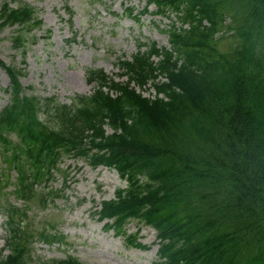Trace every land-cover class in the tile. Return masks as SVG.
<instances>
[{"label":"trees","instance_id":"1","mask_svg":"<svg viewBox=\"0 0 264 264\" xmlns=\"http://www.w3.org/2000/svg\"><path fill=\"white\" fill-rule=\"evenodd\" d=\"M149 5L173 14L164 28L169 46L144 41L131 58L118 57L116 74L126 80L87 68L93 90L68 101L35 92L21 81L23 68L0 58L8 76L0 144L16 169L14 192L32 200L64 154L85 157L126 182L100 201L97 219L117 235L130 219L152 226V264H264V0H146L122 15L140 20ZM12 26L11 46L25 57L43 20L24 0H3L0 31ZM149 82L153 95L135 87ZM7 176L0 172V191ZM0 208V264H31L35 230L13 204ZM134 238L127 235L144 247ZM42 264L82 263L68 255Z\"/></svg>","mask_w":264,"mask_h":264},{"label":"rangeland","instance_id":"2","mask_svg":"<svg viewBox=\"0 0 264 264\" xmlns=\"http://www.w3.org/2000/svg\"><path fill=\"white\" fill-rule=\"evenodd\" d=\"M24 1L36 8L43 26L36 32L37 40L28 43L25 57L11 46L8 38L15 32L14 26L4 28L0 31V58L23 68L22 83L33 86L40 94H56L68 101L75 93H90L94 83L86 81L87 68L102 67L110 76L126 80L125 75L116 74L118 57L131 58L138 43L144 41L169 46L164 28L173 14L170 17L156 14L155 6L149 5L140 20L122 15L125 6L133 7L134 13L142 10L146 0ZM46 29L50 30L49 37ZM69 38L71 41L67 43ZM230 40L228 33L221 39L220 47L227 49ZM7 85L8 76L0 67V109L8 101L3 91ZM135 87L146 96L154 94L150 82L144 88ZM8 154L4 155L0 144V172L8 175L1 182L0 203H11L20 209L19 213L25 212L26 224L35 230L27 256L31 264L49 263L68 255L82 264H152L157 259L153 227L130 219L124 226L125 233L117 235L106 229L104 221H99L94 213L101 200L112 198L115 189L126 184L115 169L92 167L85 157L64 154L51 178L37 183V194L25 201L14 192L17 174L15 168L8 166L5 159ZM42 195L47 196L44 203L39 201ZM5 211L0 208V248L4 244ZM43 230L55 238L46 241L40 235ZM127 235L135 236V242L144 247L128 242Z\"/></svg>","mask_w":264,"mask_h":264}]
</instances>
